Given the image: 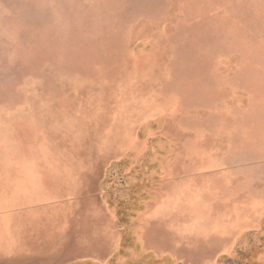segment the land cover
Wrapping results in <instances>:
<instances>
[{
	"label": "rangeland",
	"instance_id": "obj_1",
	"mask_svg": "<svg viewBox=\"0 0 264 264\" xmlns=\"http://www.w3.org/2000/svg\"><path fill=\"white\" fill-rule=\"evenodd\" d=\"M229 170L264 177V0H0V264H264Z\"/></svg>",
	"mask_w": 264,
	"mask_h": 264
},
{
	"label": "crops",
	"instance_id": "obj_2",
	"mask_svg": "<svg viewBox=\"0 0 264 264\" xmlns=\"http://www.w3.org/2000/svg\"><path fill=\"white\" fill-rule=\"evenodd\" d=\"M250 174V173H249ZM234 175V170H229L226 176H221L217 177L220 181L225 182L227 181V194L228 196L235 195L236 193L240 192L239 194H242L244 196L245 206H243L245 209L244 212L242 213V219L245 220L243 227L239 231H243L245 229H249L247 227H250L254 222L262 223L264 219V177L259 176L258 179H255L251 177V175L244 176L243 178L235 177ZM214 177H211L213 179ZM239 181L237 182V180ZM237 183H242V189L241 187L237 188L236 186ZM210 186L212 187H205V186H197L196 188H200V195L201 196H206L208 194H215V192L220 195L224 190H221L219 187L213 186L215 184V181L211 183ZM258 200L259 203L256 206H252L250 203ZM251 228V227H250Z\"/></svg>",
	"mask_w": 264,
	"mask_h": 264
}]
</instances>
